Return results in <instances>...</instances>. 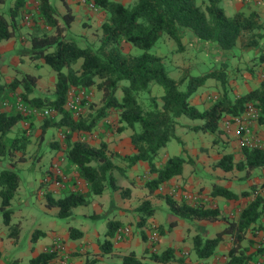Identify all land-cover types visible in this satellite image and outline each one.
Here are the masks:
<instances>
[{"label":"trees","instance_id":"obj_1","mask_svg":"<svg viewBox=\"0 0 264 264\" xmlns=\"http://www.w3.org/2000/svg\"><path fill=\"white\" fill-rule=\"evenodd\" d=\"M85 1H92L94 6L105 13L97 44H80V39L85 35L71 30L75 14L67 0H63V12L51 0H36L34 11L25 6L26 0H14L12 3L9 0H0V4H4L0 6V41L16 35L20 24L18 16L24 17L25 13H30L33 20L27 35L30 43L22 44L19 52L30 59H39L49 64L56 75L51 95L37 93L35 89L38 76L21 69H16L15 75L9 81L0 82V211L5 224L10 225V201L21 183V173L17 167L27 157V145L31 141L29 129L33 127L32 120L35 116V113H25L17 107L15 101L18 96L32 109L39 110L46 105L62 114L59 119L55 116L46 117L41 133L47 126H66L63 129L67 157L65 169L69 170L68 167L73 165L87 181L85 191L65 190L58 198L53 197L50 192L45 193L46 206L57 208V216L60 218L70 215L74 206L87 203L92 193L101 194L105 188L120 189L114 170L121 168L114 164L112 157L127 161L128 164L138 160L147 161L150 169L157 172L155 177L145 183L150 193L174 176L182 174L185 162L182 155L171 156L162 165H156L155 158L159 149L170 139L180 141L176 134V125L183 115L203 117L204 123L195 125L194 128L215 132L218 130V121L240 115L247 105H252L259 112L257 121L264 122V75L255 88L230 98L225 79V62L201 74H191L185 70L175 79L169 76L163 56L152 50L164 34L171 36L178 43L179 49H183V38L188 32L201 41L211 42L229 52L239 43L242 46H257L264 33L255 10L237 11L229 16L219 0H135L132 4L118 0ZM126 41L141 47L142 51L135 53L126 50ZM257 57H264V51H260ZM78 58H81L80 65L74 67L73 64ZM208 77L218 79L223 91L210 106L200 110L191 103L189 97ZM124 79L128 82L121 84L120 81ZM155 82L162 85L163 93L160 96L151 91V85ZM181 84H185L184 89L180 88ZM93 86L101 93L102 105L98 107L90 102L88 111L75 117L65 105L70 89L83 88L87 93ZM118 88L122 92L121 98L116 95ZM5 99L10 102L9 108L3 103ZM110 109H115L118 113V130H130L129 137L134 151L125 156L110 153L103 141L97 146L80 137L71 139L73 130L91 129ZM226 114L229 116H225ZM22 120H26L28 126L17 125ZM217 135V132L214 133V139ZM262 139L264 142V130ZM241 150L243 158L236 164L227 154H223L216 164L227 170L236 166L243 169L246 175L251 170L264 167L263 144L242 147ZM254 187L256 185L249 188L250 192L244 190L237 194L225 185L216 184L212 192L222 194L228 199H237L251 193ZM129 190V187H121L122 196L126 197ZM162 197L169 210L180 218L226 220L227 226L216 236L194 235L193 248L198 257L211 255L226 232L232 236V246L223 264H248L262 250V245L259 244L261 242L255 244L253 251L250 250L252 241L247 246L242 242L249 228L254 231L264 230L261 219L264 215V193L254 194L241 209L237 219L222 214L218 207L178 203L167 194ZM135 211L138 214L137 225L141 226L154 213L155 206L149 198H144L135 206ZM118 227L119 222L116 220L107 222L106 238L102 243L103 252L113 249L111 238ZM154 227L161 234L165 233L161 225ZM10 228V234L17 230L16 226L14 229L10 225ZM68 232L73 238L82 236V231L73 225L68 226ZM141 232L146 238V232L143 229ZM40 233L38 231L37 236L33 235V239L36 240ZM172 251V248L163 252L153 251L149 256L154 260L169 262L174 259ZM55 255L56 253L49 251L40 253L30 259V264H48ZM180 261L188 264L183 258ZM86 263L96 264L95 258H86ZM122 263L151 264L137 256L134 250L122 256Z\"/></svg>","mask_w":264,"mask_h":264},{"label":"crops","instance_id":"obj_2","mask_svg":"<svg viewBox=\"0 0 264 264\" xmlns=\"http://www.w3.org/2000/svg\"><path fill=\"white\" fill-rule=\"evenodd\" d=\"M9 1L12 3L14 0ZM118 1L124 3L122 0ZM201 1L198 0V2ZM67 2L75 14V18L70 26L71 28L73 23L77 24L75 29H71L74 33L85 36L92 33V30L100 33L99 28L105 16L102 10L96 6L90 7L85 0H67ZM36 3V0H26L25 6L34 11ZM219 3L224 11L225 6L232 10L231 14L225 11L229 16L237 11L249 12L255 10L261 23V31L264 33V0H219ZM1 4L4 5L3 3ZM25 15H28L27 18L25 16H18L20 24L17 27L16 35L0 41V82L9 81L15 75L16 69L28 71L29 65L25 58L26 55L20 54L19 52L22 44L28 43V31L33 23L30 13L27 12ZM183 43V49H179L178 47V51L181 53L192 54L194 52L200 60L203 58L202 55L205 52L212 54L215 65H212L211 69L218 67L221 62H225L224 67L227 71L225 79L228 96L230 98L255 88L260 78L264 75V57H257L260 51H264V37L259 41L257 46H242L239 43L230 52L229 50L220 49L216 44L211 42L201 41L189 32L185 34ZM156 53L165 57V54L160 50ZM232 57H234L233 60ZM237 59L242 61L241 65H236ZM188 61L186 60L182 64L186 65ZM37 64L38 66L41 65L40 62ZM31 73L38 76L36 87L43 83L47 84L42 73ZM198 87L190 94L189 100L200 110L210 106L218 94L223 91L222 84L214 77L206 78L204 83ZM53 89L54 87L50 94H52ZM92 90L93 92L96 91V95L101 98V93L95 86H93ZM39 91L45 92V90ZM10 106L8 105L7 108ZM180 118L178 124L181 127L189 129L190 131L202 130L204 132L198 135L196 131L197 137L193 139L194 142L191 146L187 145L185 141L183 142L178 135L180 138L179 142L182 144L180 154L178 155H182L185 158L182 174L174 176L150 193L145 183L152 177H155L157 172L150 169L147 161L138 160L133 164H128L127 161L125 162L119 158L112 157L114 164L118 168H121V170H114V175L120 189L112 190L105 188L101 194H90L89 201L85 203L88 205V208L76 212L77 219H84L78 227L82 231V236L73 238L68 232V226L73 225L69 222L68 217L73 214V208L75 206L72 208L70 215L65 218H60L57 216V208L46 206L44 195L46 192H50L53 197L58 198L62 196L65 190L79 189L85 191L88 184L86 179L80 175L79 171L73 165L68 167L69 170L65 169L67 166V157L64 149L66 143L64 142V144L59 146L57 142H50L48 134L52 127H45L46 129L42 134V127L36 122L40 118L35 114L32 120L33 127L29 131L32 134L39 133L40 136L37 140L35 138L32 140L31 137V141L27 145V157L18 164L19 169L22 171L21 183L24 182L25 185L31 186L36 184L37 198L35 201L29 197L19 200L20 195H18L17 188V201L14 207L18 208L21 207L20 204H23V208H25L24 213L27 214L36 207V212L44 216L47 220H51L54 217V223L51 225L52 232L48 235L44 229L39 228L41 233L36 240H30L29 242L26 241L20 244L21 236L17 235L19 234L20 228L28 227L26 223L29 221V218L24 214H18L19 217L16 219L11 217L10 221H15L17 227L13 235H10L9 224L4 225L5 227L0 225V264H30L31 258L49 251L57 240L64 244V249L63 251L57 252L48 264H87L86 258H95L96 264H123L122 256L130 250H134L137 256L152 264V261H161L151 259L149 256L150 253L153 251L163 252L168 248L173 249L174 259L169 261L172 262L171 264H182L180 258L188 257L189 255L191 259L195 258L196 262H200L199 264H223L224 260H227L228 251H230L232 246V236L230 234H227V232L224 233L215 251L208 257H198L196 255L195 249L193 248V237L195 234H200L203 237L216 236L227 226L225 219L180 218L171 214L168 207L164 208L165 211L167 210L166 218L162 219L161 217L155 216L156 208H160V200L164 199L162 196L167 194L178 203L185 202L190 205L202 204L204 206L218 207L222 214L229 218L237 219L241 209L252 199L254 194L264 193V184L262 183L264 181V167L251 170L246 175L243 169H239L236 166L231 170H227L221 165L216 164V161L223 154L230 155L234 164L243 158L242 150L238 146L237 140L231 134L227 133V131H223V120L218 121V130L208 132L201 128H194L195 125H202L204 123L205 119L203 117H200L201 119L197 121L190 122L185 120L180 122ZM117 121V111L110 109L109 113L96 122L91 129L73 130L71 139L80 137L88 143L97 146L103 141L107 144L110 153H118L121 156H125L134 151V146L129 137V128L118 130L120 124ZM249 125L252 132L260 137L264 145L262 139L264 122L261 123L256 120L251 121ZM22 126L26 127L28 125L22 124ZM63 126L66 127L65 125ZM216 132L218 135L214 139V133ZM208 134L211 138H209ZM43 154L49 157V165L41 174L38 173L34 176L32 167L35 164L32 165V162L33 160L39 162ZM159 154L160 149L155 158L156 165H162L170 157L166 154ZM56 168L62 169L63 174L58 175ZM216 184L225 185L227 189L237 194L244 190L249 191V188L253 185H256V187L248 195L239 196L237 199H228L222 194L212 192L213 186ZM121 187L130 188L126 197L122 196ZM188 195L192 198L189 199L187 197ZM144 198L150 199L152 205L155 206V211L147 218L145 224L138 226V214L135 211V206ZM11 201H14V196L11 198ZM52 210H55V212ZM261 219L264 222L263 215ZM98 220H103L106 226L109 220L118 221L119 226L129 225L130 233L122 239H117L115 234L111 238L113 241V249L108 252H103V237L106 238V235L104 233V236L101 238L102 235L96 226ZM132 224L137 226L136 230L132 229ZM157 225H161L165 233L161 234L160 232L159 240L152 242L149 238V233ZM141 229L146 232V238L143 237ZM253 231V229L249 228L245 233V240L242 242L244 246H247L252 241L253 243L250 246L251 251L255 250L256 243H263L264 240V230H255L254 233ZM5 240H8V242H11L15 246L28 245V250H26L29 254L28 258L24 259L21 256L8 257ZM185 261L187 263L192 262L188 259H185ZM169 262L161 263L167 264Z\"/></svg>","mask_w":264,"mask_h":264},{"label":"rangeland","instance_id":"obj_3","mask_svg":"<svg viewBox=\"0 0 264 264\" xmlns=\"http://www.w3.org/2000/svg\"><path fill=\"white\" fill-rule=\"evenodd\" d=\"M124 1L125 4H132L135 0H122ZM52 3H54L59 9L60 11H65V4L63 2V0H51ZM0 6H3L2 4H0ZM225 11L229 14L232 13V10L229 9V7L225 6ZM31 17V16H30ZM77 24L73 23L71 29H75V26ZM92 33L87 34L86 36L83 37V39H80V44L81 45H87V44H97L99 42L98 39V35L99 33L96 32L95 30L91 31ZM28 43L27 45L30 43L29 38L27 37ZM124 47L126 50H130L133 51L135 53L141 52L142 48L136 45H132L130 42L126 41L124 43ZM178 43L176 42V40H174L171 36H168L167 34L162 35V37L160 38V40L157 42V44L152 48V50L154 52H158L159 50L163 52V54H165L164 58V63L166 65V68L168 70V74L169 76H171L172 78H179L183 72L184 69L187 68L188 72H190L191 74H201L204 71H207L209 69L212 68V65H215L213 59H212V54H208V53H204L202 55V59L200 60L197 57V54H194V52H192V54H188V53H181L180 51H178ZM158 49V50H157ZM25 55V54H24ZM197 57V58H196ZM27 59V64L29 65V68L27 69L30 72L33 73H42L44 76L43 78L45 79L46 83L40 84L39 86L36 87L35 91L37 93H42V94H46V95H51L50 92L52 91V88L54 87V83L56 80V75L54 70L52 69V67L43 62L42 60H33L30 59L27 55L25 57ZM234 57H232L233 60ZM195 59H198L195 61ZM186 60H189L188 62H186V65H183L182 63L185 62ZM38 62H40L41 65L38 66ZM81 62V58H78L76 60V62L73 64L74 67H78L80 65ZM192 62V63H191ZM194 62V64H193ZM242 61L237 59L236 60V65H241ZM186 69V70H187ZM128 80L124 79L122 81H120L121 84L127 83ZM201 85H199L200 87ZM198 87V88H199ZM181 89L185 88V84H181L180 85ZM19 89V88H18ZM45 90V92H41L39 90ZM74 90L76 91L77 89L74 88ZM151 91L152 93L160 96L163 93V88L162 85L159 83H153L151 85ZM95 93V94H94ZM88 103L85 105V110L83 111V113H86L88 111V105L90 102L95 103L96 106H101V98L99 96L96 95V91L93 92V90H89L88 91ZM116 95L118 97L121 98L122 96V92L121 89L118 88ZM42 109H51L48 106H42L39 108V113L36 114L37 117L39 116V120L36 121L37 124H39L40 127H42L43 124V120H45L46 117H52L55 116L56 118H60L61 117V113H59L56 110H52L50 111L49 115H46L44 113H42ZM81 116V115H79ZM78 116V117H79ZM201 119L200 117H196L195 119L192 117H188L186 115H183L180 118V122L181 121H197ZM222 120V119H221ZM28 125V122L26 120L20 121L17 125ZM16 125V126H17ZM64 126H58V127H52L49 134H48V139L50 140V142H57L59 144V146L61 144H64L65 142V131L63 130ZM196 131L199 134H203L204 132L202 130H189V129H185L183 127L180 126V124L176 125V134L179 135L181 137V139L183 140V142L185 141V143L187 145H190L194 142V138L197 137ZM43 134V133H42ZM206 134V133H205ZM32 135V140L35 138L36 140L39 138L40 134H30ZM209 138H211V136L208 134ZM227 139V138H226ZM182 144L175 138L170 139L163 147L160 148V154L159 155H168V156H174V155H178L180 154V150H181ZM31 149V148H30ZM158 155V156H159ZM41 160L39 162H36L37 160H33L32 165L35 164L32 168L34 171V176H36L38 173H42L43 170H45V168L48 167L49 165V157L46 154H43L41 156ZM31 161V160H30ZM17 169L20 171V173H22V171L19 169V164ZM42 169V170H41ZM36 184L34 185H25L24 182L21 183V185L18 187V195H20V199L19 200H23L24 198H31V200L35 201L37 196H36ZM17 192L16 195H14V201H11L10 203V207H11V217L13 219L18 218V214H24L26 215V217L29 218V221L26 223V225L28 226L27 228H20L19 234L17 236H21L20 237V241L19 243L21 244L22 242H29L30 240H33V235L37 236V233L39 231V228L44 229L48 235H50V233L52 232V223H54V217L51 220H47L44 216L39 215L36 211V207L33 208L30 213H24L25 208H23V204H20L21 207L15 208L14 204H16L15 202L16 197H17ZM13 200V199H12ZM160 208L157 207L156 211H155V216L156 217H161L166 218V212L164 208L168 207L169 210V206L167 204V202L165 201V199H161L160 200ZM85 208H88V205L86 204H79L77 206H75L73 208V214L71 216L68 217L69 222H71V224L79 227L80 223L84 220V219H77V214L76 212L84 210ZM53 212H55V210H52ZM169 212L171 214L172 213L170 210ZM175 215V214H174ZM31 216V217H30ZM177 216V215H176ZM178 217V216H177ZM2 213L0 211V225L2 227H5L4 225H7L3 222L2 219ZM65 218V217H62ZM11 220V219H10ZM65 221V220H64ZM15 221L11 222L10 221V225H12V228L15 229ZM9 225V226H10ZM96 226L99 230V232L101 233V238L104 236V233L106 231V225L105 222L103 220H98L96 223ZM137 226L135 224H132V229L136 230ZM11 230V228L9 227V231ZM18 232V231H17ZM15 232H13L14 234ZM12 234V235H13ZM11 235V234H10ZM106 235V233H105ZM40 235H38L39 237ZM6 239V238H5ZM104 237H103V241H104ZM5 245H6V251H7V255L8 257H16V256H21L24 259H27L29 254L28 252H26V250H28V245L26 246V244L20 245V246H15L14 244H12L11 242H8V240H5ZM190 255L188 257H182L184 260L188 259L189 261H192L191 263L188 262V264H199L200 262H196L195 258L191 259ZM119 261V259H117ZM186 262V261H185ZM172 262H169L167 264H171ZM152 264H165V263H161V262H157V261H152Z\"/></svg>","mask_w":264,"mask_h":264},{"label":"built area","instance_id":"obj_4","mask_svg":"<svg viewBox=\"0 0 264 264\" xmlns=\"http://www.w3.org/2000/svg\"><path fill=\"white\" fill-rule=\"evenodd\" d=\"M90 7H95L94 3L92 1L88 2ZM28 15H25V18H27ZM88 92L86 93L83 88L74 90L73 88L70 89L68 96L65 101L66 107L72 111L73 115L78 117L83 113L85 110V105L88 103ZM5 105H10V102L8 99H5L3 101ZM15 104L17 107L22 110L25 113H35L38 114L39 110L37 108L28 107L25 105L20 97L18 96L16 98ZM51 109H43L42 113L49 115ZM258 109L255 106L252 105H247V107L244 109L243 113L240 115H236L233 117H226L223 121V127L227 133L231 134L238 143V146L240 148L242 147H256V146H261L262 145V140L260 137L255 135L252 130L250 129L249 123L251 121H256L258 120ZM56 173L58 175L63 174L62 169L56 168ZM189 199L192 198L190 195L187 196ZM263 220H264V215H263ZM116 237L117 239H122L125 236H127L130 233V226L129 225H124V226H119L116 231ZM160 237V232L156 228H153L150 233H149V238L151 239L152 242L158 241ZM262 245V250L259 251V254L251 260L248 264H264V242L259 243ZM259 246V245H258ZM64 249V244H62L59 240L55 241L52 248L49 250L51 253H57L60 251H63Z\"/></svg>","mask_w":264,"mask_h":264}]
</instances>
